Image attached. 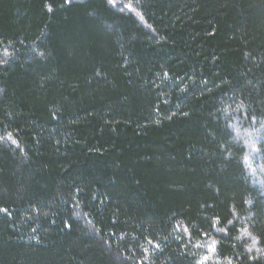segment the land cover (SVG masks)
Masks as SVG:
<instances>
[{
  "label": "trees",
  "instance_id": "1",
  "mask_svg": "<svg viewBox=\"0 0 264 264\" xmlns=\"http://www.w3.org/2000/svg\"><path fill=\"white\" fill-rule=\"evenodd\" d=\"M130 1L0 0V264H264V0Z\"/></svg>",
  "mask_w": 264,
  "mask_h": 264
},
{
  "label": "rangeland",
  "instance_id": "2",
  "mask_svg": "<svg viewBox=\"0 0 264 264\" xmlns=\"http://www.w3.org/2000/svg\"><path fill=\"white\" fill-rule=\"evenodd\" d=\"M119 3H121L120 5H124V4H126V6H128V5H131V10H135V8H137L136 6H135V4L133 3V2H131L130 0H116V5H118ZM213 245H210V247H209V257H213L214 256V254H213V250H212V247Z\"/></svg>",
  "mask_w": 264,
  "mask_h": 264
},
{
  "label": "snow or ice",
  "instance_id": "3",
  "mask_svg": "<svg viewBox=\"0 0 264 264\" xmlns=\"http://www.w3.org/2000/svg\"><path fill=\"white\" fill-rule=\"evenodd\" d=\"M66 2L71 3V0H66ZM109 3L113 7L116 6V0H109ZM127 7L131 8V5H128ZM49 10L51 11V9H49ZM40 55H43V54H40ZM8 138L11 139V134H9V137ZM12 142L15 143L16 141L13 140ZM0 212H3V213H6V214H9L10 215V213L8 212V209L7 208H0ZM66 226L67 227H71V225H66ZM221 231H223V230H221ZM205 259H206V257H205Z\"/></svg>",
  "mask_w": 264,
  "mask_h": 264
},
{
  "label": "clouds",
  "instance_id": "4",
  "mask_svg": "<svg viewBox=\"0 0 264 264\" xmlns=\"http://www.w3.org/2000/svg\"><path fill=\"white\" fill-rule=\"evenodd\" d=\"M229 223H231V221H229ZM255 245L253 244V247H254Z\"/></svg>",
  "mask_w": 264,
  "mask_h": 264
}]
</instances>
